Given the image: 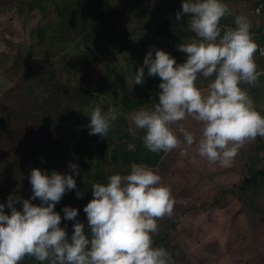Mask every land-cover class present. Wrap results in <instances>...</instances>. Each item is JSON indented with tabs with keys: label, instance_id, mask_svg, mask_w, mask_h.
<instances>
[{
	"label": "rangeland",
	"instance_id": "1",
	"mask_svg": "<svg viewBox=\"0 0 264 264\" xmlns=\"http://www.w3.org/2000/svg\"><path fill=\"white\" fill-rule=\"evenodd\" d=\"M89 1L95 0H59L58 3L73 2L82 10ZM100 1L112 10L95 21L99 33L105 31L107 36V39L93 37L99 46L95 50L90 33L65 42L51 38L42 41L40 34L44 35L49 30L46 27L58 20L55 0H0V169L7 171V162L17 161V176L23 177L34 161L28 151L13 149V145L7 148V140L15 146L30 148H39L46 143L55 145L60 141L61 144L56 145L45 160L64 170L71 169L70 164L79 163L75 145L89 133L88 115L97 105L105 112L109 107H116L119 116L127 115L124 126L130 128L133 132L130 133L137 139L140 129L137 133L130 115L142 108L151 110L159 96L143 107L136 108L129 102L120 107V92L105 94L100 90L112 82L133 87L135 72L143 66L150 50L153 57L157 49H162L174 57L177 64L185 62L187 56L177 49V45L189 43L192 38L178 31L159 37L151 45L140 43L148 33L146 26L154 8L162 4L168 8L170 22L188 31V15H183L180 21L175 18L176 13L182 11L183 0H170L169 3L164 0H96L97 3ZM247 2L245 11L237 14L224 1L231 10L228 17L244 14L250 22L257 24L251 25V32L264 34V13L260 15L261 20L250 13L251 6L261 1ZM228 17L221 20L226 21L224 27L230 25ZM133 23L136 25L134 32H126L134 28ZM155 30L151 29L150 34ZM110 34L117 37L111 38ZM256 63L264 66L261 59ZM144 72L145 79L146 66ZM208 81L209 78L200 76L196 86L205 87ZM242 88H247V92L252 89L249 86ZM258 89L261 95L252 100L256 110L264 115V80ZM86 92L104 94L102 102L86 96ZM181 123L199 139L202 125L190 117ZM116 125L118 123L114 121L108 134L99 137L94 147L96 153H99L100 143L107 138L109 154L121 144L120 136L114 132ZM118 131L121 134L127 132L119 126ZM260 138L257 136L245 143L229 167L199 157L194 144L187 148L188 155L180 156L178 150H173L163 156L157 168H152L175 199L172 215L183 214L175 231L168 232V228L160 231L169 233L173 243L182 242L184 254L192 260L189 264H264V215L239 191L256 158L258 168L264 167V137ZM0 180L4 182V178ZM256 201L264 206L263 196H258ZM15 207L22 210V200ZM175 263L188 264L182 257Z\"/></svg>",
	"mask_w": 264,
	"mask_h": 264
},
{
	"label": "clouds",
	"instance_id": "2",
	"mask_svg": "<svg viewBox=\"0 0 264 264\" xmlns=\"http://www.w3.org/2000/svg\"><path fill=\"white\" fill-rule=\"evenodd\" d=\"M260 3L264 4L253 6L254 13ZM263 13L264 7L257 14ZM185 14L187 28L194 33L189 43L177 45L187 56L185 62L177 64L162 49L154 57L151 50L147 53L134 84L144 82L146 66L148 76L161 81L158 103L151 110L133 112L130 120L144 131V146L152 153L178 150L186 156L187 148L195 144L199 157L229 167L245 143L264 137V115L241 87H255L264 75L255 61V56L264 58V48L259 46L264 43L255 41L244 14L234 17V26L221 28V20L231 14L224 0H183L176 20ZM200 76L214 79L200 89L196 86ZM88 116L89 134L104 138L117 119V108L105 112L97 105ZM189 117L202 125L199 139L181 123ZM127 148L135 151L133 143ZM69 167L79 175L76 164ZM29 182L31 200L39 199V205L12 196L7 205L0 203V264H20L25 257L41 264H172L166 249L153 246L158 220L170 217L175 204L170 188L154 169L133 163L128 174H112L106 184L94 183L93 198L83 209L89 234L76 221L70 237L60 227L55 205L66 191L76 189L73 175L53 171L49 176L33 168ZM76 195L81 197L79 191ZM21 200L22 210H17L15 204ZM78 211L64 207V219L75 220Z\"/></svg>",
	"mask_w": 264,
	"mask_h": 264
},
{
	"label": "trees",
	"instance_id": "3",
	"mask_svg": "<svg viewBox=\"0 0 264 264\" xmlns=\"http://www.w3.org/2000/svg\"><path fill=\"white\" fill-rule=\"evenodd\" d=\"M55 0L57 5V15L58 20L50 27L48 31L40 34L43 42H47L48 38L53 41L65 42L74 36H85L90 33V40L94 45V49L98 46L93 40L94 36L100 37L99 39H107L105 31L99 33V29H96L95 21L104 18L111 12L112 7L101 5L102 1L99 3L95 1H89L86 9H79L77 4L69 2H59ZM165 3H169L170 0H164ZM229 3V0H224ZM258 1V0H257ZM262 1V0H260ZM264 2V0L262 1ZM83 4V2H81ZM84 5V4H83ZM167 7L163 4L154 8V12L151 14V18L146 26L147 30L145 36L140 40L141 44L151 45L159 37L167 35L171 32L178 31L181 34L194 38V33L190 30L182 29L183 26L177 25L174 22H170ZM105 12V14H104ZM105 15V16H104ZM228 17V15H226ZM230 19L229 27L234 26V17H228ZM228 21V19H227ZM224 23L226 21H221L220 26L223 29ZM133 29H129L126 32L133 33L135 30V23H133ZM156 29L152 34H150L151 29ZM121 32H118L120 35ZM85 34V35H84ZM112 35V34H110ZM109 35V36H110ZM117 35H112L111 38H116ZM261 43V42H259ZM264 61V59H262ZM148 72V70H147ZM160 78L158 76H148L146 75L144 82L139 85H134L133 87L128 86L126 83L112 82L109 87L102 89L101 93L109 94L110 91L120 92V101H122L120 107H125L124 102H129L130 105L139 108L148 104L151 101H155V97L159 96L160 89L158 87L160 83ZM86 96L91 98H98L97 102H102V96L98 93H85ZM153 103V102H152ZM119 116V109L117 108V121L114 132L118 133L121 144L113 151V154H109V140L100 143L99 153L94 150L95 143L98 142L99 135H90L89 133L85 137L76 143L75 147L79 157V163L76 165L78 167L79 175H76L72 169L64 170L58 164H53L45 160L46 155L56 149V145L61 144L58 141L55 145L43 144L39 148L30 147H20L11 143V140H7V148L13 145V149L18 148L19 151H28L32 154L33 165L26 168L24 176H17V169L19 164L17 161L7 162V171L0 169V179L4 178V182L0 180V203L7 205L9 196L27 198L33 204L39 205L41 201L39 199L31 200L32 189L29 182L30 171L33 168H39L42 172L47 175H51L53 171L61 174H71L76 181V189L66 191L59 203L55 205V211L61 216L60 227L64 228L70 237L73 233V224L79 221L85 225V233L89 234V229H87V217L83 209L86 204L93 198L92 196V185L94 183H107V178L112 174L126 175L130 172L131 165L133 163L144 164L150 168H157L160 160L166 155L165 152L161 151L159 153L150 152L143 143L144 131L139 130L137 139L132 136L133 133L130 128L124 126L128 120L127 115ZM114 122V121H113ZM112 122V123H113ZM119 129L125 130L124 134L118 131ZM129 129V130H128ZM131 132V133H130ZM138 133V129H137ZM259 139L260 136H259ZM96 140V141H95ZM133 143L135 145V151H129L127 145ZM62 147V146H60ZM59 147V148H60ZM98 155V156H97ZM77 160V157L75 155ZM257 158L253 164L252 168L248 169L247 176L242 180L239 187L241 195L251 204H253L256 210H260L264 215V206L256 201L258 196L264 197V167H259L256 165ZM29 165V164H28ZM7 185V186H5ZM79 191L81 197L78 198L76 193ZM66 206H71L78 209V216L75 220H65L63 208ZM5 212L10 214V210L5 207ZM181 216L183 214H178L175 217L165 216L163 219L158 220V233L153 235L154 247H163L168 251L171 256L172 264L177 258L182 257V259L188 264L192 260L190 257L183 252V244L180 240L173 243L169 239V233H161L164 228H168V232H173L177 229L178 224L181 222ZM161 230V231H160ZM20 264H41V262L36 261L33 257H25ZM47 264V262H44ZM178 264V263H177Z\"/></svg>",
	"mask_w": 264,
	"mask_h": 264
},
{
	"label": "crops",
	"instance_id": "4",
	"mask_svg": "<svg viewBox=\"0 0 264 264\" xmlns=\"http://www.w3.org/2000/svg\"><path fill=\"white\" fill-rule=\"evenodd\" d=\"M248 1V0H247ZM246 0H229V6H230V9L233 7V9L235 10V12L238 14L240 11H245V5L248 3ZM251 1H257V0H251ZM254 5V4H253ZM253 5L251 6L252 7V9H251V11H250V13H251V15H252V17L254 16L255 18H257L258 20H261V19H263V18H261L260 17V15L259 14H257V13H254L253 12ZM250 7V6H249ZM250 7V8H251ZM251 25H257L256 23H254L253 21H251ZM252 33V36H255V37H253L254 39H255V41L257 42V43H259V42H261V43H264V34H262V33H257V32H251ZM260 34V35H259ZM257 35H259L258 37H256ZM257 59H264V58H261V57H259V56H255ZM255 58V61L257 60ZM257 64V66H258V71H261V72H264V66H262L261 64H259V63H256ZM212 79H214V77L213 78H209V81H208V84L211 82V80ZM262 80H264V75H262V76H260L259 77V80H258V82H257V84H256V86L255 87H252V86H249V85H241V87L242 86H246V87H252V89H251V91L250 92H248V94H249V96L251 97V99H253V98H255V97H258V95H261V93H259V89H258V85H260L261 84V82H262ZM207 86H205V87H201L200 89H205ZM247 89V88H246ZM245 89V90H246ZM248 89H250V88H248ZM247 91V90H246ZM262 92H264V90L262 91ZM257 109H259V108H257Z\"/></svg>",
	"mask_w": 264,
	"mask_h": 264
},
{
	"label": "built area",
	"instance_id": "5",
	"mask_svg": "<svg viewBox=\"0 0 264 264\" xmlns=\"http://www.w3.org/2000/svg\"><path fill=\"white\" fill-rule=\"evenodd\" d=\"M264 7V4L263 3H260L257 7H256V9H255V11L257 12V13H259V12H261L262 11V8ZM260 46V48H264V44H262V45H259ZM259 53V52H258ZM259 55H260V53H259Z\"/></svg>",
	"mask_w": 264,
	"mask_h": 264
}]
</instances>
